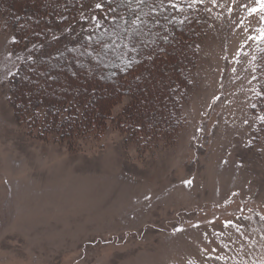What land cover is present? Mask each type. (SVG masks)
Wrapping results in <instances>:
<instances>
[{
  "label": "rangeland",
  "instance_id": "374dc122",
  "mask_svg": "<svg viewBox=\"0 0 264 264\" xmlns=\"http://www.w3.org/2000/svg\"><path fill=\"white\" fill-rule=\"evenodd\" d=\"M179 1L203 7L199 61L185 127L149 146L110 126L73 152L20 127L9 82L29 51L0 19V264H264V0Z\"/></svg>",
  "mask_w": 264,
  "mask_h": 264
},
{
  "label": "trees",
  "instance_id": "16d2710c",
  "mask_svg": "<svg viewBox=\"0 0 264 264\" xmlns=\"http://www.w3.org/2000/svg\"><path fill=\"white\" fill-rule=\"evenodd\" d=\"M0 0L13 50L28 57L9 82L17 124L78 152L110 126L135 146L173 142L204 35L200 3L179 0ZM100 5V7H97ZM264 36V23H263ZM32 83L36 91L26 88ZM31 84V85H32ZM130 98L128 103L124 100ZM123 109L115 113L118 106ZM253 114L264 134V38Z\"/></svg>",
  "mask_w": 264,
  "mask_h": 264
},
{
  "label": "snow or ice",
  "instance_id": "6c2138e0",
  "mask_svg": "<svg viewBox=\"0 0 264 264\" xmlns=\"http://www.w3.org/2000/svg\"><path fill=\"white\" fill-rule=\"evenodd\" d=\"M110 2V0H109ZM97 7H100V5H97ZM262 38H264V36H262ZM187 183H191V181H187Z\"/></svg>",
  "mask_w": 264,
  "mask_h": 264
}]
</instances>
